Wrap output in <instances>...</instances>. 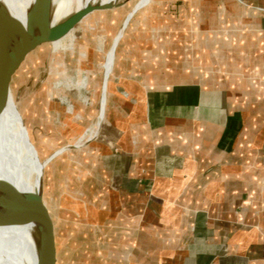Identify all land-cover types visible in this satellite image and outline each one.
I'll use <instances>...</instances> for the list:
<instances>
[{"label": "crops", "instance_id": "obj_1", "mask_svg": "<svg viewBox=\"0 0 264 264\" xmlns=\"http://www.w3.org/2000/svg\"><path fill=\"white\" fill-rule=\"evenodd\" d=\"M130 23L73 149L94 201L54 223L61 264L64 242L83 264H264V0H153Z\"/></svg>", "mask_w": 264, "mask_h": 264}, {"label": "rangeland", "instance_id": "obj_2", "mask_svg": "<svg viewBox=\"0 0 264 264\" xmlns=\"http://www.w3.org/2000/svg\"><path fill=\"white\" fill-rule=\"evenodd\" d=\"M139 1L118 0L114 4L115 8L91 14L66 35L64 40L62 39L63 45L68 48L64 52L63 75L65 76L58 78L55 88H51L55 79H52L50 72L54 42L51 43L52 51L50 45H44L28 55V60L32 65L26 63L15 75L12 88L19 100H24L43 89V94L38 100L40 104L38 123L34 124L38 140V147H35L42 160L51 157L59 149L82 141L89 136L90 129L95 124L93 122L97 120L99 95L104 89L103 78L106 77V71L102 66L108 62L115 39L121 35V39L123 38L124 33L119 30L122 24L125 25L128 16ZM152 1L140 10L149 8ZM137 16L138 14L135 19ZM133 21L130 25H133ZM39 57L41 59H38ZM115 58L116 53L114 54L113 68ZM81 60L84 62L83 65L80 64ZM23 73L24 76H22ZM83 75L86 80L88 79L90 85L78 88V83L81 82L80 78ZM34 100L29 101L26 106L24 105L22 110L15 99L23 123L26 117L28 121H32L38 114ZM26 129L31 139L30 126H27ZM23 151L26 163L33 171L34 166L26 155V150L23 149ZM83 151V149L73 150L72 153L64 154L58 160L56 158L53 160L56 162H50L45 170L44 203L56 226L58 224V228L68 232L69 228L71 231L73 230V226H70L71 224L67 221H71L75 217L83 221L88 215L90 204L94 201V197L89 193L88 165L83 162ZM89 153L90 156H95L98 160L100 153L96 148H93ZM58 205L59 209H57ZM80 227L79 230L82 232V226ZM79 237L81 238V235ZM70 244L72 242L69 244L64 242L62 246L65 257L64 264H74L78 260L83 264L85 262L84 255L91 247L84 243ZM69 255L70 261L67 259Z\"/></svg>", "mask_w": 264, "mask_h": 264}, {"label": "bare ground", "instance_id": "obj_3", "mask_svg": "<svg viewBox=\"0 0 264 264\" xmlns=\"http://www.w3.org/2000/svg\"><path fill=\"white\" fill-rule=\"evenodd\" d=\"M117 1L118 0H53L54 6L51 22L57 24L67 18H71L74 14L85 9L87 6L114 5ZM147 1L148 0H140L138 4H136L135 8L128 16L125 25H127L130 19L142 8L140 6L145 5ZM34 4L35 0H0V7L8 11L22 25L23 29H26L27 23L30 21L29 19L32 15ZM121 37L122 35L116 38L115 42L117 40L120 41ZM62 39L54 42L50 72L55 82L53 81L51 88L56 87L58 78L65 76L63 75L64 52L68 48L63 45ZM113 62L114 52L112 49L108 57V62L106 65L102 66L105 68L106 76L110 75L112 72ZM83 63L84 62L81 60L80 64L83 65ZM80 80L81 82L79 81L78 88L90 85L87 81L88 79L86 80L84 75L81 76ZM107 86L108 83L106 85V92ZM24 124L25 121L23 123L22 117L18 112V106L15 102L13 92L11 91L7 102L3 105L0 103V184L1 182L8 183L20 191V193L24 194L42 193V191H44L42 185L43 176L45 177V170L50 162H47V159L42 160L40 158L36 147L30 139L26 129L27 126ZM98 124L99 120H97L90 129V133L93 130V137L85 142L83 140L78 141L66 147H72L73 149L81 148L89 143L96 137ZM23 149L26 150V155L34 166L33 171L26 163ZM0 264H55L52 255L45 247L43 226L37 215L27 216L23 221L14 225L0 226Z\"/></svg>", "mask_w": 264, "mask_h": 264}, {"label": "water", "instance_id": "obj_4", "mask_svg": "<svg viewBox=\"0 0 264 264\" xmlns=\"http://www.w3.org/2000/svg\"><path fill=\"white\" fill-rule=\"evenodd\" d=\"M53 6V0H35L34 9L29 19L30 21L27 23L26 29H23L22 25L8 11L0 7V103L3 105L7 102L11 91L15 96L17 104L22 110L24 105L26 106L29 101L35 99L34 103L35 107L38 109V114H36V117L33 118L32 121H28L27 117L24 121L26 126H30L31 141L36 147H38V140L34 124L38 123L40 107L38 100L43 94V89L30 95L24 100H19V97L15 95L12 88L15 75L26 63L28 65L31 64L28 60V55L44 45L51 46V43L61 40L76 28V26L88 15L116 7V5L87 6L85 9L78 11L71 18L53 24L51 22ZM126 27V25L123 26L122 24L119 32L124 33ZM119 43V40H117L113 46L111 45L114 54L117 51ZM40 57L38 59H41ZM22 76H24V73ZM110 78L111 75L103 78L104 89L100 93L99 124L95 139L100 134L105 121L108 100L106 85L109 83ZM72 152V147L61 148L54 152L46 161L51 162L60 155ZM42 183L44 188V176ZM43 194L44 191H42V193H20V191L15 189L12 185L1 182L0 226L14 225L23 221L27 216L37 215L42 222L45 247L52 255L55 264H61L62 261L56 227L50 212L44 203Z\"/></svg>", "mask_w": 264, "mask_h": 264}]
</instances>
